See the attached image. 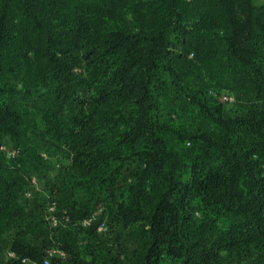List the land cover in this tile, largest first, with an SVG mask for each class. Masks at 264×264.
Masks as SVG:
<instances>
[{
    "label": "trees",
    "instance_id": "obj_1",
    "mask_svg": "<svg viewBox=\"0 0 264 264\" xmlns=\"http://www.w3.org/2000/svg\"><path fill=\"white\" fill-rule=\"evenodd\" d=\"M47 258L264 264V0H0V264Z\"/></svg>",
    "mask_w": 264,
    "mask_h": 264
},
{
    "label": "built area",
    "instance_id": "obj_2",
    "mask_svg": "<svg viewBox=\"0 0 264 264\" xmlns=\"http://www.w3.org/2000/svg\"><path fill=\"white\" fill-rule=\"evenodd\" d=\"M224 99L232 100L233 98H232V97H228V96H224ZM2 148H4V147L2 146ZM14 153H16V151H12V152H10V154H14ZM28 195H30V193H28ZM55 206H56V203L53 202V203L51 204V206H50V211H54ZM101 212H102V208H99V209L95 210L91 215H89L88 217H86V218L83 220L82 224H83L84 226H90L95 220H97V218L100 216ZM51 219H52V221H53V224H54V225H57V223H58V218H57V216H56L55 214H52V215H51ZM98 230H99V231H105V230H106V225H105V223H101V224L99 225V227H98ZM53 252H54V251H51L50 253H53ZM61 253H62V252H61ZM24 261L27 262L28 264H41L40 262L30 261V260H28V259H24ZM44 264H50V260H49V258H47V259L44 261Z\"/></svg>",
    "mask_w": 264,
    "mask_h": 264
}]
</instances>
